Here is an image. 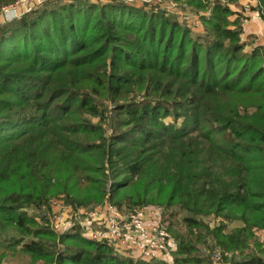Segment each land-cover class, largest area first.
<instances>
[{"label": "trees", "instance_id": "1", "mask_svg": "<svg viewBox=\"0 0 264 264\" xmlns=\"http://www.w3.org/2000/svg\"><path fill=\"white\" fill-rule=\"evenodd\" d=\"M91 1L0 26V264H264V47L232 20L237 0H175L200 15L196 35L167 11ZM56 194L163 206L173 263L40 224L28 209Z\"/></svg>", "mask_w": 264, "mask_h": 264}, {"label": "built area", "instance_id": "2", "mask_svg": "<svg viewBox=\"0 0 264 264\" xmlns=\"http://www.w3.org/2000/svg\"><path fill=\"white\" fill-rule=\"evenodd\" d=\"M55 0H12L9 4L0 5V26L8 23L4 9L14 12L18 19L33 12L45 3ZM96 3L113 0H92ZM132 5H138L139 0H121ZM147 5L156 7L164 0H145ZM166 9L174 6V0H169ZM165 8V7H164ZM264 19L263 12H261ZM16 20L15 18L12 20ZM11 21V22H12ZM185 21V20H184ZM194 28H202L201 20H196ZM107 200L94 208L77 207L65 199L50 200V209L45 211L51 227L58 233L78 226L82 234L91 240L107 243L114 250L126 257L145 261H173V252L177 249V240L172 235L163 213L158 206L145 205L135 207H120ZM51 210V211H50ZM213 259L219 262L221 250L213 254Z\"/></svg>", "mask_w": 264, "mask_h": 264}, {"label": "rangeland", "instance_id": "3", "mask_svg": "<svg viewBox=\"0 0 264 264\" xmlns=\"http://www.w3.org/2000/svg\"><path fill=\"white\" fill-rule=\"evenodd\" d=\"M65 2H70V1H73V0H64ZM91 1V0H89ZM149 2H151L152 0H147ZM93 2V1H91ZM146 1L145 0H139V3L137 6L138 7H142L146 10L149 11V9H151V5H147L145 3ZM10 3V2H9ZM9 3H6V4H9ZM171 2H169V0H164L161 2V4H163L162 7H160V5H157V11H167L166 13H168L169 15H175L178 20H180L182 23L184 24H188L189 26L190 25V22H192L193 24L195 23L196 20H200V15L197 14V11L194 10L193 8H191L190 6L186 5L184 2H180V1H175L174 0V6L171 7V9H166V4H169ZM6 4H3V5H6ZM0 5H2L0 3ZM165 7V8H164ZM156 8V7H155ZM185 20V22H184ZM192 24V25H193ZM195 25V24H194ZM192 29H193V33L197 34V33H202L204 32V28H194V26H191ZM195 34V35H196ZM95 121H97V119L95 118ZM167 122H172V119L169 117L166 119ZM182 120H179V124H181ZM110 189V188H109ZM119 197V196H118ZM120 198V197H119ZM119 198H116L115 201H118ZM61 199H65L66 200V195L65 194H56V195H53L50 200H61ZM107 196L104 198V200L101 202V203H94V204H91L89 206H85V205H78V204H72V205H77V207H85V208H94L98 205H101L103 204L106 200H107ZM110 200V199H109ZM114 201V202H115ZM67 202V201H66ZM135 206H145V205H135ZM147 206V205H146ZM155 206H158L160 207L162 213L164 214L166 209L163 207V206H160V205H155ZM50 207V206H49ZM122 207L124 208H128V207H134V205H131L129 206L128 204L126 203H123ZM50 209V208H49ZM49 209H42V210H39V209H35V208H29L28 209V212L30 215L34 216L38 222H40V224L43 223V218L44 216H46L45 214V211L49 210ZM51 211V210H50ZM186 215V213H180L178 214L177 216H175V218L177 219L178 221V225H176V227L178 228L179 231L181 232H185L186 231V228L184 226V224L182 223V220H183V217ZM205 221L208 222L211 226H214V225H217V224H221V223H225L228 225V229L227 230H231L232 228L234 227H237V226H241L243 225V223L237 219L235 220H232V221H228L226 219H224L223 217L221 216H214V215H211V216H205L204 217ZM180 222V223H179ZM167 225L170 223V220L167 219L166 221ZM257 233V237H259V239L262 241V243L264 244V228L263 229H260V230H257L256 231ZM174 235V234H172ZM178 244V242H177ZM178 247V245H177ZM177 250V249H176ZM175 250V251H176ZM205 251L208 253V250L205 249ZM214 254V253H213ZM173 260H174V256H173ZM10 264H16V263H13L12 261H8ZM169 263H173V261L169 262ZM4 264V263H2Z\"/></svg>", "mask_w": 264, "mask_h": 264}, {"label": "crops", "instance_id": "4", "mask_svg": "<svg viewBox=\"0 0 264 264\" xmlns=\"http://www.w3.org/2000/svg\"><path fill=\"white\" fill-rule=\"evenodd\" d=\"M229 6L235 12L231 17L232 20L237 17L241 19L243 39L254 41L255 45L264 47V19L261 15L260 0H237V2L229 3Z\"/></svg>", "mask_w": 264, "mask_h": 264}, {"label": "clouds", "instance_id": "5", "mask_svg": "<svg viewBox=\"0 0 264 264\" xmlns=\"http://www.w3.org/2000/svg\"><path fill=\"white\" fill-rule=\"evenodd\" d=\"M4 12L6 13V19L8 22H11L14 18L18 19L19 17L16 16V14L14 12H10L7 8L4 9ZM0 22H3L2 20H0Z\"/></svg>", "mask_w": 264, "mask_h": 264}]
</instances>
